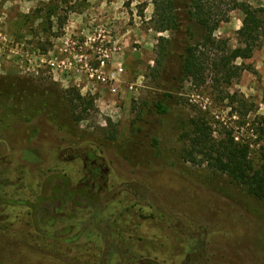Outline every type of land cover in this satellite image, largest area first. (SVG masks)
Masks as SVG:
<instances>
[{
  "label": "rangeland",
  "instance_id": "374dc122",
  "mask_svg": "<svg viewBox=\"0 0 264 264\" xmlns=\"http://www.w3.org/2000/svg\"><path fill=\"white\" fill-rule=\"evenodd\" d=\"M62 1L0 0V264H131L134 252L161 264H264V200L207 165L188 162L189 140L180 130L181 121L205 113L217 132L226 126L251 144L258 168L264 157L255 115L242 125L211 83L197 87L155 73L159 38L177 40L176 59L183 39L152 29L153 0ZM244 1L264 7V0ZM53 4L58 8L51 11ZM181 10L185 17L188 9ZM243 19L241 11L230 12L216 37L236 47ZM262 53L264 39L244 62L251 71L220 89L243 95L260 115ZM72 89L92 98L93 108L83 113L86 105L69 104ZM158 102L167 113H157ZM71 142L81 157L94 151L105 160L108 191L94 198L97 207L82 201L53 226L51 213L30 217L26 206L37 205L40 195L49 199L58 174L71 186L86 177L80 159L68 162L60 153ZM25 149L44 163L23 161ZM128 184L134 190L117 195ZM75 234L76 243L63 240ZM190 253L193 261L185 263Z\"/></svg>",
  "mask_w": 264,
  "mask_h": 264
},
{
  "label": "trees",
  "instance_id": "16d2710c",
  "mask_svg": "<svg viewBox=\"0 0 264 264\" xmlns=\"http://www.w3.org/2000/svg\"><path fill=\"white\" fill-rule=\"evenodd\" d=\"M51 2H55V0H51ZM62 2L68 4L70 0H63ZM153 4L155 15L150 20L153 25L152 29L158 33L169 32L180 35L184 41L181 39L182 43L179 45V50L182 53L178 54L176 59L174 44L177 40L175 38H159L160 46L157 51L158 59L155 73L156 71L157 73L164 71L167 74L170 73V76L175 75L174 82L176 79L182 83L190 80L197 87L211 83V88L225 94L221 98L222 101H228L227 106L232 109V114L243 121L240 123L242 125H245L244 120H247L250 115H255L256 134L259 143H262L258 153L264 157V114H258V106L248 101L243 95L237 92L220 91L223 86H231L233 80L241 77L244 71H251L252 68L244 66V62L253 58L255 51L259 49L262 39H264V7H253L244 0H153ZM54 6L50 7L51 11L58 8L56 5ZM181 8L188 9L185 17L181 16ZM235 10L241 11L244 19L241 29L236 32L237 46L233 47L230 45L229 39L217 38L215 34L222 24L229 21V13ZM51 11L49 14H52ZM238 60L242 61L241 65H237ZM168 83L170 82L168 81ZM179 89H174V92ZM72 90L74 91L73 94L72 91L67 92L70 97L69 104L75 107L86 105L87 107L83 108V113H87L88 109L93 108L94 100L92 98H84L76 89ZM4 96L1 95L0 99ZM166 96L172 98L171 93L166 94ZM167 111L168 108L165 104L157 103L158 114H165ZM39 113L47 118L52 115V112L46 109L39 110ZM49 120L56 129L64 130L63 125L58 123L61 121L60 119L51 117ZM180 130L184 138L189 140L190 148L186 153L188 162L207 165L214 171L228 176L235 183L244 186L253 197L264 200V164L258 168L254 165L251 158V144L246 143L242 138L237 140L234 129L223 126L217 132L207 115L201 112L191 117L189 122L181 121ZM112 138H114L113 135ZM79 159L86 176L89 171L97 166L95 162L99 161L94 151L80 156ZM22 160L36 165L44 163L43 158L36 150L32 149L23 151ZM101 161L105 163L103 158ZM56 178L59 181L52 187L49 197L57 200L55 206L59 201L63 206V201L73 200L74 193L71 190L66 191L65 196H63V185L65 182H67L66 184L70 182L67 179L64 181V177L59 174L56 175ZM52 181L50 179L47 181L46 188L51 186L52 183L50 182ZM46 192L47 190H45ZM79 194L82 201H87L92 205L95 202V197L101 199L103 196V194L92 192L90 188L86 187H82ZM49 199L48 197L40 198L34 207L35 212L37 211L39 215L42 214L41 212L51 213L50 225L54 226L55 223H58L56 217L59 216L54 214L53 207H50L53 203ZM47 201L52 204L44 207L43 204H46ZM98 210L96 213L100 215V209ZM89 222L91 223V220ZM91 226L95 227L94 224ZM85 227V229L88 228L87 224ZM80 234L76 235L77 239H79ZM49 236L51 235L49 234ZM70 241L72 240L69 239L66 242ZM139 259L141 262H137L138 264H158L153 260H144L141 257Z\"/></svg>",
  "mask_w": 264,
  "mask_h": 264
},
{
  "label": "flooded vegetation",
  "instance_id": "af4514ba",
  "mask_svg": "<svg viewBox=\"0 0 264 264\" xmlns=\"http://www.w3.org/2000/svg\"><path fill=\"white\" fill-rule=\"evenodd\" d=\"M78 146L76 144H73L71 142L70 146H68L66 148V150H60V153H65L67 154V161H76L77 159H79L80 155H79V152L80 150L78 151ZM71 153V155L69 154ZM98 157V155H97ZM99 159V162H95V166L91 171L88 172L87 176L82 178V179H78L77 182L74 183V185L70 186L69 184H66L67 182L64 183L63 185V192H62V195L65 196L66 194V191H72L74 193L73 195V200H68V201H63L64 204L63 206L61 205V202L59 201L57 206H54L53 207V210H54V214H57L58 216H69L71 214H73V212H77V210H79V207H81V195L79 194L80 193V190L82 187H86V188H90V191L92 192H98L99 194H107V189H108V183H107V179H105V175L103 174V171L106 170L105 168L107 166H105V163L102 162V157L98 158ZM98 163V164H97ZM108 168V167H107ZM64 177V181H66L67 177L65 175H63ZM69 181V179H67ZM90 183V184H89ZM44 188V186L42 187V189ZM134 190V187L131 186V185H124L123 186V189L121 190V192H119V194L117 195H120L121 193L123 192H132ZM61 195V197H63ZM60 197V199H61ZM40 198H42V196H38V198L36 199V201H38ZM116 197H114L115 199ZM72 205H71V204ZM50 202H46V204H43L44 207H48L50 206ZM71 205V208H70V211L68 210L69 209V206ZM93 207H97V204L96 205H92ZM27 208V211H28V214L30 217L33 216V213L35 212V207H34V204H31L30 202L27 204L26 206ZM68 212V213H67ZM43 214V212H41ZM46 214L48 212H45ZM53 214V215H54ZM55 215V216H57ZM92 221H93V218H92ZM50 224V223H49ZM94 224V223H92ZM75 225L76 224H71L68 226L67 230H68V233L67 234H72V232L74 231L75 229ZM95 228L97 227L95 224H94ZM47 232V231H46ZM46 235V234H45ZM76 238V234L72 237V238H67V240L71 239L72 241H70V243H76L77 242V238ZM188 241H190L188 239ZM134 250V249H133ZM193 254L194 253H190V254H187L186 258H185V263H188L189 261H193ZM139 257H141L142 259L144 260H150L148 258H143L140 254L138 253H133V257L131 259H129L128 263H131V264H138L137 262H141V260L139 259ZM154 262L158 263V264H161V262L159 261H156V260H153ZM182 264V263H181Z\"/></svg>",
  "mask_w": 264,
  "mask_h": 264
},
{
  "label": "crops",
  "instance_id": "0c3cea01",
  "mask_svg": "<svg viewBox=\"0 0 264 264\" xmlns=\"http://www.w3.org/2000/svg\"><path fill=\"white\" fill-rule=\"evenodd\" d=\"M127 35V32H126V34H125V36ZM124 36V34H122V37ZM263 55H264V53H262V55H261V58L263 59ZM263 66H264V64H263ZM256 69H257V71H259L260 70V66H259V64H257V67H256Z\"/></svg>",
  "mask_w": 264,
  "mask_h": 264
}]
</instances>
